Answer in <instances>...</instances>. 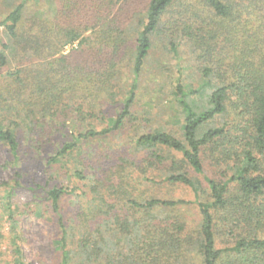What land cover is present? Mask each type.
<instances>
[{"label": "trees", "instance_id": "16d2710c", "mask_svg": "<svg viewBox=\"0 0 264 264\" xmlns=\"http://www.w3.org/2000/svg\"><path fill=\"white\" fill-rule=\"evenodd\" d=\"M37 1L0 0V112L38 120L41 114L52 120L63 116V124L92 116L83 100L104 90L114 99L122 64L130 57L131 83L122 109L100 130L71 132L48 159L64 164L85 142L119 131L132 117L143 66L155 42H162L178 61L172 94L180 108L182 137L156 128L139 134L135 144L149 151L147 167L170 161L163 183L190 187L201 216L195 237L186 233L181 216L170 214L174 221L159 225L155 208L188 202L142 197L129 175L120 176L117 190H123L124 202L132 215L144 209L148 222L141 246L133 250L139 257L132 259L120 252L116 233L105 237L114 226H107L111 219L96 231L87 226L98 205L93 213L81 203L83 225L71 243L60 207L68 190L55 185L47 194L59 218L60 264H168L191 252L201 264H264V0H52L54 10L46 14ZM67 46L73 48L65 54ZM185 47L198 64L196 78L184 73ZM37 123L43 136L47 128ZM0 141L19 161L20 140L1 119ZM188 170L202 175L206 186ZM219 170L226 179L217 178ZM73 177L84 180L80 164ZM92 182L90 199L112 208L105 182ZM159 226H165L163 233H157Z\"/></svg>", "mask_w": 264, "mask_h": 264}, {"label": "rangeland", "instance_id": "374dc122", "mask_svg": "<svg viewBox=\"0 0 264 264\" xmlns=\"http://www.w3.org/2000/svg\"><path fill=\"white\" fill-rule=\"evenodd\" d=\"M36 4L44 14L52 13L54 10L52 0H38ZM72 48L73 46H67L64 53H70ZM181 56L187 59L184 68L187 78H196L198 64L188 56L186 47ZM130 59L127 56L122 64V79L119 83L121 88L119 90L115 88L117 94L114 99L109 97L107 90H104L103 93L97 91L93 96L83 100L87 112L93 109L92 116H84V119L78 117L77 120L71 118L63 124V116L52 120L49 117L41 118L44 115L41 114L38 120L34 115L27 118L24 114L17 117L14 113L0 112L2 123L5 126L11 125L21 144L20 160L16 161L9 148L0 141V264H18L19 260L26 264H60L61 251L57 242L61 236L59 218L52 210L47 194L55 185L64 186L68 190L61 199L60 207L71 243L80 237L83 225L81 203L88 204L93 213L95 206L98 205V214L88 217L90 221L89 224L85 222L87 226L95 227L96 231L97 226L111 219L107 226L111 228L112 223L114 226L110 231L104 232L105 237L111 239L112 234L116 233V237L122 241L120 252L131 256L132 259H138L139 255L134 254L133 250L141 246L140 236L146 233L148 222L144 209L132 215L129 205L124 202L123 190L120 192L117 190L121 183L120 176L127 175L134 180L133 183L142 197L187 201V204L175 208L159 206L155 208L154 217L159 219L157 221L161 223L159 225H165L167 220L174 221L167 217L170 214L181 216L186 222V233L191 232L194 237L197 235L201 216L194 191L186 185L163 183L164 174L171 172L170 161L166 160L164 165L147 167L149 151L142 150L135 144L139 134L156 128H163L182 137L180 108L172 94L178 61L162 42H155L147 57L132 107V117L125 121L124 126L108 136L85 142L82 145L83 150L75 153L74 157L63 162L64 164L48 163V159L56 153L62 143L71 139V132L82 131L87 127L100 130L107 125L109 119L120 112L125 91L129 89L131 83ZM101 110L104 116H100ZM40 120L48 131L43 133L44 137L39 131L41 123H37L36 127V122ZM165 155L181 158L179 154L169 150H165ZM210 163L211 161L207 160V167L211 170L209 173L214 174L216 168ZM79 164L85 174L84 180L73 177V171ZM188 171L206 186L202 175ZM217 173V178L226 179L221 170ZM146 176L151 180H146ZM95 179L105 182L103 192L108 190V202L112 208L102 204L101 200L90 199L93 198L90 187ZM202 188L205 190L204 186ZM10 211L13 212V218H10ZM159 227L157 233L159 231L163 233L162 229L165 226ZM103 228L106 230L105 226ZM175 252L180 253L179 250ZM186 256L187 259H184L183 255L167 263L201 264L196 252L189 255L187 253ZM125 264L132 263L128 261Z\"/></svg>", "mask_w": 264, "mask_h": 264}]
</instances>
